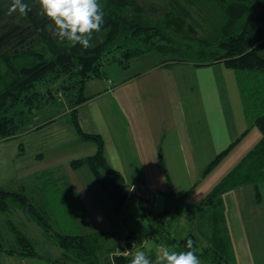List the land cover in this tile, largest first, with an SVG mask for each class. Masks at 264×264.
<instances>
[{"label":"trees","instance_id":"obj_1","mask_svg":"<svg viewBox=\"0 0 264 264\" xmlns=\"http://www.w3.org/2000/svg\"><path fill=\"white\" fill-rule=\"evenodd\" d=\"M157 1L161 4L157 5L155 0H100L105 13L104 24L100 32H93L91 46L85 48L80 43L73 45L67 39L58 37L50 27L53 24L51 19L41 14L40 0H28L31 11L27 15L9 11L13 0H0V139L16 136L19 128L30 131L33 127L40 128L53 121L25 127L28 124L25 113L35 114L49 102L51 92L48 88L41 91L49 82L66 76L80 85L81 105L88 99L84 95L85 83L103 76L105 64L118 63L126 68L134 58L148 53L170 55L171 58L162 61L169 65L178 62H194L196 65L222 63L237 71L241 79L244 76L255 81L259 75L264 76V0ZM205 10L211 11L209 14L213 21L205 32L198 33L199 21L207 15L199 13ZM155 37L166 44L153 45ZM117 51H121L122 59L116 55ZM176 55L178 57H173ZM39 85L40 91H36ZM249 91L253 96L244 93L248 100L246 112L254 114V124L263 137L215 186L203 203L208 218L210 216L214 222L210 245L201 247L200 254L195 236L189 235L184 239L171 237L167 214L153 215L150 209L142 207L140 201L136 210L138 216L154 228L149 233L131 234L130 237L138 238L142 243L153 235L166 247L185 251L188 250L186 241L191 238L201 264H218L216 259L220 257L225 259L224 264H233L231 260L235 262L234 255L231 256L230 238L222 224L221 195L241 185L264 182V94L253 88ZM74 115L77 133L83 140L94 142L97 152L74 161L73 166L88 167L116 209L120 210L131 188L108 163L103 137L85 133L77 120V111ZM233 145L216 158L207 169V174ZM0 195L5 196V207L1 205V210L8 211L10 206L20 208L60 247L61 257L49 260L50 264H128L132 258L131 255H111L114 248L112 250L107 246L112 238L110 234L54 232L43 208L35 206L23 192L0 189ZM16 241L17 247L9 253L26 258L39 256L34 243L22 232H16Z\"/></svg>","mask_w":264,"mask_h":264},{"label":"crops","instance_id":"obj_2","mask_svg":"<svg viewBox=\"0 0 264 264\" xmlns=\"http://www.w3.org/2000/svg\"><path fill=\"white\" fill-rule=\"evenodd\" d=\"M152 55L157 54L148 53L136 57L126 68L118 63L106 65L105 70L116 67L121 71H129L128 74L119 72L116 80V76L111 70H108L107 73L113 75L115 81L110 82L109 80L108 83L96 84V81L92 80L85 83L84 92L88 99L76 108L77 120L85 133L99 134L103 137L107 161L115 171L122 175L124 180L127 176L131 178V174H133L147 184L149 190L152 191L151 195L157 194L155 190L164 188L169 193L167 182L169 183L170 171L166 166L170 165L172 166L170 170L174 175L180 172V175H186L188 180L192 178L194 184L183 196L184 199L191 200L194 198L195 192L203 186L216 169L224 165L237 151L241 156V161L248 152L257 146L263 134L254 124L255 118L247 114V102L243 95L240 101H234L231 97L216 92L211 87L212 80L202 77L213 68L222 70V67H225V71L228 72L235 70L227 68L222 63L196 65L194 62H178L169 65V63L162 62L164 61L163 57L155 59ZM138 65L139 67L134 70V67ZM236 75L239 73L236 72ZM203 84L206 86L205 93L202 92ZM223 103L225 104L223 105ZM68 110L70 112L71 108L69 107ZM43 127L34 132L42 131ZM75 130L77 132L76 128ZM31 134L32 132L29 133V135ZM77 135L79 136L78 133ZM79 138L82 142L87 143L89 148L95 146L93 152L95 150L97 152L94 142L83 140L80 136ZM5 143L7 142L5 141ZM28 144L22 142L19 146L23 150ZM231 145L234 147L217 164L218 166L215 165L207 174L209 166ZM37 148L43 150L44 147L37 144ZM19 155L17 153L18 162L16 164L19 177L14 183L6 178L5 190L23 192L35 206L41 209L43 206L36 205L34 197L26 192L25 182L29 178L32 164L41 163L44 160V155L38 151L33 156L34 160L24 159L25 151ZM56 156L58 158L57 152ZM80 159L69 161L73 169L74 161ZM58 160L59 163L61 160L59 158ZM175 166H180V168ZM84 167L86 166L79 168ZM86 168L89 170L88 167ZM55 172L60 179L64 177L63 174H60L62 170L57 169ZM46 173L56 175L53 172ZM198 174L201 177L196 179ZM138 178L133 181L137 182ZM222 178L216 185L221 182ZM97 185L99 186V184ZM216 185L198 203L189 204L188 210L191 211V214H195V211L200 214L203 212L202 208H205L203 203ZM67 188L70 187L66 186ZM130 188L131 192L127 194L125 205L128 198L134 195L138 200L139 195L136 187L131 185ZM133 190L134 192H132ZM68 194L72 198V204L73 202L77 203L75 217L78 224H90L87 208L78 199L74 188H71ZM159 197L163 198V196ZM153 199L156 201L155 198ZM108 200L115 211L112 217L119 219L125 205L122 209L117 210L109 197ZM220 200L223 205H220L223 211L222 224L227 230L231 244H233L232 251L237 252L238 264H257L250 249L251 244H248L245 235L255 233L258 224H264V182L238 186L221 195ZM162 203L163 205L157 204V209L166 208L164 198ZM199 207L201 209H198ZM163 214L167 213H156V215ZM135 215L140 221L146 223L150 230L147 232L125 231L120 238L118 236V240L112 246L108 245L110 239L107 246L111 249L114 248L111 255H116V251L120 250L121 256H132L135 249L143 248L145 250L149 240L155 239L151 235L152 237L149 236L139 243L138 238L130 237L131 234L149 233L153 229L149 222L138 216L137 211ZM194 217L196 223L202 219L206 224L214 223L207 214H201L198 217L196 214ZM136 223L138 222L136 221ZM202 223L201 221L199 224ZM95 233L117 235L115 231L100 229L81 235ZM189 235L195 236L193 233ZM203 236H205L204 244L210 245V238L213 236L211 228L209 233H205ZM155 241L157 242L156 239ZM13 249H4L0 245V264H32L31 259L40 260L41 262L39 261L38 264H48L49 260H54L51 256L47 257L39 252V256L27 258L16 253H9Z\"/></svg>","mask_w":264,"mask_h":264},{"label":"rangeland","instance_id":"obj_3","mask_svg":"<svg viewBox=\"0 0 264 264\" xmlns=\"http://www.w3.org/2000/svg\"><path fill=\"white\" fill-rule=\"evenodd\" d=\"M155 3L157 5L161 4L157 0H155ZM210 12L211 11L207 10L204 12L200 11L199 14L207 15L202 18L201 22L199 21L200 27L196 29L198 33H201L203 30L205 32L213 21V17L209 14ZM130 38L131 37H128L127 39ZM152 43L155 46H164L166 44L164 41H160L159 37L153 38ZM144 47H148V45H144ZM131 49H133V47H131ZM124 50H126V48H124ZM117 52L118 53L115 54L118 58L122 59L123 56L121 51ZM152 57L155 59H158V57L159 59H162L161 57L171 58L170 55L163 54L152 55ZM173 57L176 58L178 56L176 55ZM105 65L103 67H105ZM138 67L139 65L134 67V70ZM222 68V70L219 68H213L202 76L203 79L208 78L212 80L211 87L215 89L216 92L223 93L231 97L234 101H240L242 95L244 96V99H246V94H252L249 91V88H253L264 94L263 75H259L255 81L245 78L244 76L243 79H241L239 75H236L237 71L228 72L225 71V67ZM108 70L112 71L116 76V80L119 72L126 74L129 73V71H121L116 67H111L106 70L104 69L103 76L88 81L95 80L96 84H103V82L108 83L109 80L110 82L115 81L114 76L107 73ZM40 87L41 86L39 85L36 88V91H40ZM45 88H48V91L51 92L52 99H50V95L49 102L42 105L40 110L35 114H28V112L25 113V115L28 116V124L25 127H29L30 125L37 126L38 122L43 123L44 121H50L51 119L54 122L52 121L51 123L44 125L40 132H34L39 128L33 127L30 130L32 132L31 135H29V133H31L30 131H24L22 128H19L20 130H18L16 136L7 139H0V189L5 190L6 178L14 183L19 177L16 169V164L18 162L17 153L19 155L25 151L26 157L24 159L34 160V154H37L38 151H40L44 155V160L39 164H32L29 178L27 179V182H25L27 185L26 192L34 197L36 205L43 206L45 216L47 220L50 221V226L54 232L73 235L93 232L96 229L115 231L117 235L112 236L108 243L109 246H112L118 240V236L120 238L125 231L147 232L150 230V227L146 223L140 221L139 218H136V203L137 201H140L142 207L144 209H150L149 211H151V214L153 215L162 212L167 213L168 231L171 237L175 236L178 239H182L193 233L198 240L197 242L200 247L198 251L201 254V247L206 246L204 244L205 236H203V234L209 233L210 228L213 233V224H206L203 219L201 220L203 222L202 224H199L201 221L196 223L194 216H196V214L197 217L201 214L206 215V212L202 208L204 213L202 212L200 214L195 211V214H191V211L188 210L189 204H196L199 200L205 198V195L210 192L212 187L240 162L241 156L238 151L233 154L224 165L213 172L203 186L195 192L194 198L191 197V200H186L183 196L187 190L192 188L194 184L192 178L188 180L187 176H181L180 172H177V174L175 173L174 175L170 170L172 167L170 165L166 166L170 171L168 178L169 183L166 179L169 186V193L166 192V188H164L162 190H155L157 194L151 195L152 191L149 190L147 184L142 182V180L136 175L131 174V178L130 176H127V178H125L126 183L130 186L134 185V187H136V191L139 195L138 200L135 195L129 197L121 212L120 218L115 219L112 217L115 211L108 200V196L104 193V190L98 181L93 178L91 171L86 167H74L73 169L71 162L69 163V161L86 158L96 154V150L93 152L95 146L89 148L87 143L82 142L73 126L76 108L83 101L80 97L82 96L80 85H76L71 79H68V77L65 76L49 82L48 85H44L41 91L46 90ZM202 90V92L205 93L206 86L204 84ZM84 95L86 96V92H84ZM246 101L248 102L247 99ZM225 103H223V105ZM69 107L71 108L70 112L68 110ZM250 115L254 116V114ZM5 141L7 143H5ZM22 142L29 143L23 150L20 148L21 146H19ZM37 144L44 147L43 150L37 148ZM56 152L58 158L61 160L59 163ZM175 167L180 168V166ZM57 169L62 170L60 173L64 176L61 177L62 179H60L55 172ZM46 172H53L56 175L47 174ZM200 177L201 176L198 174L196 179H199ZM136 178H138L136 180L137 182H134L133 180ZM66 186L70 188L66 189ZM71 188H74V192L80 202L85 204L90 224H78L77 218L75 217V207L77 206V203L73 202V208L72 198L68 194V191H70ZM159 196H163L165 199L166 208L163 210L157 209L158 203L163 205V198H160ZM153 198H155L156 201ZM0 203V206L3 205V207H5V196L0 195ZM198 209L201 208L199 207ZM7 210L8 211L0 209V245L4 249H13L17 247L16 232L20 231L34 243L37 252L47 257L51 256L52 259H58L61 257L62 250L60 247L54 243L52 237H49L44 229L40 227L33 218L12 206L8 207ZM159 217L160 216H158V218ZM136 221L138 223H136ZM158 221L162 222L161 220ZM155 223H157V221ZM151 227L154 228L153 226ZM245 236L248 239V244H251L250 249L254 254L257 264L264 263V224H258L255 233H248ZM162 245L165 246L163 242H156L155 239H150L149 244L145 247V251L149 257L152 258L153 264H156L155 257L160 254ZM236 254L237 252L235 253V251L231 252V256L234 255L235 257V262L231 260L233 264H238ZM37 260L38 259H31L32 264H38L40 260ZM216 260H219L218 264L225 263L223 257L217 258ZM48 264L50 263L48 262Z\"/></svg>","mask_w":264,"mask_h":264},{"label":"clouds","instance_id":"obj_4","mask_svg":"<svg viewBox=\"0 0 264 264\" xmlns=\"http://www.w3.org/2000/svg\"><path fill=\"white\" fill-rule=\"evenodd\" d=\"M40 5L41 14L53 22L52 30L73 45L91 46L93 32H100L104 24L105 13L100 0H40ZM9 11L27 15L31 8L28 0H13ZM186 246L188 250L185 251L162 245L160 254L155 257L156 264H201L191 238L187 239ZM128 264H153V260L143 248H137Z\"/></svg>","mask_w":264,"mask_h":264},{"label":"built area","instance_id":"obj_5","mask_svg":"<svg viewBox=\"0 0 264 264\" xmlns=\"http://www.w3.org/2000/svg\"><path fill=\"white\" fill-rule=\"evenodd\" d=\"M133 243H134V242H133ZM119 251H120V250H117V251H116V255H120V254H119ZM116 255H112V256H116Z\"/></svg>","mask_w":264,"mask_h":264}]
</instances>
